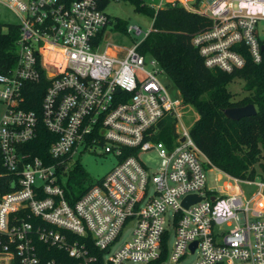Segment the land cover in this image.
I'll use <instances>...</instances> for the list:
<instances>
[{
  "label": "built area",
  "instance_id": "2783aa9c",
  "mask_svg": "<svg viewBox=\"0 0 264 264\" xmlns=\"http://www.w3.org/2000/svg\"><path fill=\"white\" fill-rule=\"evenodd\" d=\"M99 1L0 0L18 29L14 65L0 72V264H264V181L212 167L177 120V90L136 50L150 25L127 24L124 35L142 37L113 54ZM145 3L208 20L190 36L208 69H238L244 51L261 59L264 0ZM41 80L39 106L26 109L28 85ZM39 125L51 134L44 156L25 147ZM95 148L114 164L72 198L70 173ZM241 184L255 189L245 195Z\"/></svg>",
  "mask_w": 264,
  "mask_h": 264
},
{
  "label": "trees",
  "instance_id": "16d2710c",
  "mask_svg": "<svg viewBox=\"0 0 264 264\" xmlns=\"http://www.w3.org/2000/svg\"><path fill=\"white\" fill-rule=\"evenodd\" d=\"M69 1L72 0H64ZM108 1L100 0L98 8L104 9ZM125 1L132 5L133 11L150 19L151 30L137 44V52L156 60L166 79L177 90L181 103L191 105L196 112L188 132L197 148L212 167L226 174L239 178L256 176L264 181V49L258 63L251 62L244 51V63L240 68L229 73L208 69L190 44L191 34L208 23L206 18L186 11L179 4L154 11L144 0ZM107 17L110 30L125 34L128 24L125 20ZM17 30L16 24L0 22V72H6L14 65ZM233 79L241 80L245 91L237 99H232L228 89ZM45 84L41 80L28 85L26 109H37ZM245 104H252L253 115L230 120L222 114L224 108ZM49 139L51 134L39 125L35 138L25 147L31 155L44 156ZM73 172L69 181L75 187L74 193L71 192L75 198L83 191L81 182L89 179L78 166ZM6 183L7 175L3 174L0 176V195L7 188Z\"/></svg>",
  "mask_w": 264,
  "mask_h": 264
},
{
  "label": "rangeland",
  "instance_id": "374dc122",
  "mask_svg": "<svg viewBox=\"0 0 264 264\" xmlns=\"http://www.w3.org/2000/svg\"><path fill=\"white\" fill-rule=\"evenodd\" d=\"M147 0H144L146 2ZM104 12L112 19V17H118L125 20L128 24H136L141 32H145L146 29L150 25V19L147 15L133 11L132 5L125 0H109L108 3L104 6ZM0 22L4 24H16L17 18L14 14L7 9L5 6L0 4ZM5 27L2 28L4 30ZM107 41L109 45V51L116 55L123 54L125 48L130 47L133 43H137L140 41L142 34L137 36L133 35H124L117 31H112L109 29V26L106 27ZM165 84H167V91L171 96H176L175 88L172 84L164 79ZM229 91L232 93V99H237L242 97L245 94V91L242 89V81L239 79H233L228 85ZM2 104L0 103V116L2 114ZM177 120L181 123V125L189 129L192 122L196 118V112L194 108L189 104H180L176 110ZM170 128V126H169ZM141 159L145 160L148 164H151L154 161L155 156L153 153H143L140 155ZM74 158L77 159V156L74 155ZM78 167L84 173L87 179L92 180L101 177L110 167L114 164V159L107 154L100 153L99 149H94L93 152H85L78 157L77 161ZM219 175L214 171V169L209 168L206 171L207 182L209 186L214 184L212 180L213 177ZM257 178V177H256ZM258 179V178H257ZM86 181V180H85ZM88 181V180H87ZM222 178L221 181L223 182ZM240 189L244 192L245 195H248L252 191H254L255 187L252 185H240ZM264 193V190H263ZM170 231V235L168 237L167 244L168 246L172 241V232ZM192 260V256L188 257L185 262H189ZM134 264H142V263H134Z\"/></svg>",
  "mask_w": 264,
  "mask_h": 264
},
{
  "label": "water",
  "instance_id": "95a60500",
  "mask_svg": "<svg viewBox=\"0 0 264 264\" xmlns=\"http://www.w3.org/2000/svg\"><path fill=\"white\" fill-rule=\"evenodd\" d=\"M118 90H115L117 92ZM254 107L252 104H245L243 106H234V107H227L222 110V114L225 118L230 120H238L239 118L250 116L254 114ZM197 199L194 195L186 196L181 204L186 206L188 203L195 201Z\"/></svg>",
  "mask_w": 264,
  "mask_h": 264
}]
</instances>
